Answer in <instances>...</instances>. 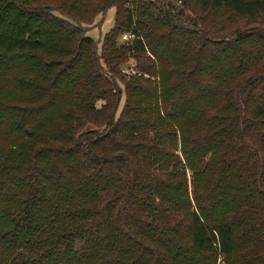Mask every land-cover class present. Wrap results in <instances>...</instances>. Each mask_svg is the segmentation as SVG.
<instances>
[{"label": "trees", "instance_id": "trees-1", "mask_svg": "<svg viewBox=\"0 0 264 264\" xmlns=\"http://www.w3.org/2000/svg\"><path fill=\"white\" fill-rule=\"evenodd\" d=\"M125 1L0 0V264H264V0Z\"/></svg>", "mask_w": 264, "mask_h": 264}, {"label": "rangeland", "instance_id": "rangeland-1", "mask_svg": "<svg viewBox=\"0 0 264 264\" xmlns=\"http://www.w3.org/2000/svg\"><path fill=\"white\" fill-rule=\"evenodd\" d=\"M147 1V0H146ZM155 2L156 0H152ZM172 1V3L180 4L181 0H169ZM126 6L130 7V10L133 12V16L135 19H147L148 12H142L146 5H142V1L138 0H126ZM125 6V5H124ZM115 10L116 7L112 6L110 7L104 14L100 13L96 16L94 21L90 24H84L82 26L84 30V34L89 35L93 38V44L91 45V50L93 52V57L96 60V63L104 69V73L107 75V77L112 81L117 83L118 86H120L124 90V83L133 77L136 78L138 75L139 77H151L152 79H156V77H152L150 74L144 73L142 71H139L136 66L138 65V61L135 57L130 55V53L125 50L123 46L118 47L119 51H122L125 53V58L118 64V67L115 72H111L106 61L103 59L102 54V42L105 34L110 30V28L114 24V16H115ZM217 19L223 21L226 25L229 26L230 29L235 30H242L245 33H262L264 35V16L263 15H255V16H236L233 15L231 12L224 10L222 12L216 11ZM185 16L193 15V12L189 8L184 9ZM147 15V16H146ZM145 21V20H143ZM163 28L158 29V32H162ZM127 34V39H124L123 36ZM134 34L132 33V29H128L127 31L123 32L121 35V39H119V42H124L122 40H125L128 43H131L134 40ZM232 34H229L228 38H232ZM241 45V43H237ZM250 45H253L254 42H249ZM244 45H246L244 43ZM39 54V53H38ZM148 56L154 60L157 61L156 55L149 50L147 53ZM42 57H49L51 56L50 53L40 54ZM197 57L193 56V60H196ZM125 100V94L122 97V103L120 105V108L123 106ZM100 103V102H99ZM190 196L192 197L191 192V184H190ZM225 258L223 254L218 253L216 258V264H225Z\"/></svg>", "mask_w": 264, "mask_h": 264}, {"label": "built area", "instance_id": "built-area-1", "mask_svg": "<svg viewBox=\"0 0 264 264\" xmlns=\"http://www.w3.org/2000/svg\"><path fill=\"white\" fill-rule=\"evenodd\" d=\"M127 37H128V35H127V34H125V35L123 36V38H124V39H127Z\"/></svg>", "mask_w": 264, "mask_h": 264}]
</instances>
